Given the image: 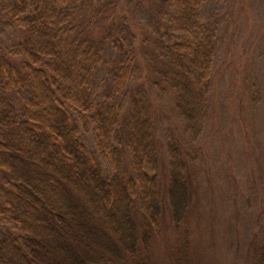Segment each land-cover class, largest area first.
<instances>
[{"label": "trees", "instance_id": "1", "mask_svg": "<svg viewBox=\"0 0 264 264\" xmlns=\"http://www.w3.org/2000/svg\"><path fill=\"white\" fill-rule=\"evenodd\" d=\"M203 2L157 0L161 12L170 10L171 29L184 36L157 44L164 65L161 79L170 85L195 138L206 123L214 61V46L199 16ZM30 3L20 0L13 9L15 17L23 14L19 20L26 35L18 53L24 60L0 52V169L8 184L0 216L20 231L0 229V264H124L140 257L144 264L123 153L116 143L123 129L144 204L156 222L159 159L144 101L140 95L132 98L125 123L114 105L99 98L97 74L112 31L101 45L65 10L68 0ZM128 65L123 62L121 68ZM23 83L31 87L26 118L5 94ZM76 111L92 114L97 147L112 161L111 178L80 140ZM169 152L168 194L177 226L191 195L179 148ZM257 264H264V245Z\"/></svg>", "mask_w": 264, "mask_h": 264}, {"label": "rangeland", "instance_id": "2", "mask_svg": "<svg viewBox=\"0 0 264 264\" xmlns=\"http://www.w3.org/2000/svg\"><path fill=\"white\" fill-rule=\"evenodd\" d=\"M19 2L0 0V52L17 62L24 60L18 45L26 35L19 20L23 14L13 15ZM64 7L80 27L102 40L101 45L112 31L97 74L100 100L114 105L126 123L132 98L140 95L152 122L161 207L156 222L144 204L123 129L116 136L144 264H257L264 245V0H204L200 7L214 61L199 138L188 131L175 95L160 75L164 65L157 44L184 38L171 29L170 10L161 12L157 0H68ZM123 62L129 65L121 68ZM30 93L25 83L5 93L23 118ZM74 117L80 140L111 178L112 161L97 147L92 114L76 111ZM172 146L180 150L191 195L177 226L168 194ZM7 188L0 169L1 202ZM0 229L20 235L3 216ZM140 258L124 264H143Z\"/></svg>", "mask_w": 264, "mask_h": 264}]
</instances>
